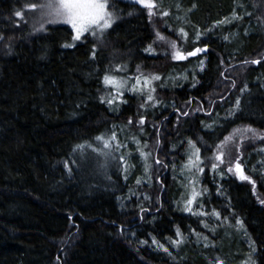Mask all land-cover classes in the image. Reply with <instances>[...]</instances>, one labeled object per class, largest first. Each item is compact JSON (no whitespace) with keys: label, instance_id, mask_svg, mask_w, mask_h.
Here are the masks:
<instances>
[{"label":"trees","instance_id":"obj_1","mask_svg":"<svg viewBox=\"0 0 264 264\" xmlns=\"http://www.w3.org/2000/svg\"><path fill=\"white\" fill-rule=\"evenodd\" d=\"M36 1L0 0V264H264V136L209 154L235 128L264 132V0H183L180 45L204 47L201 71L198 56L154 52L145 7L112 0L119 19L104 43L73 42L68 26L28 15ZM196 27L203 37L193 44ZM188 67L195 82L164 91L153 79L160 103L145 113L143 94L113 100L104 83L106 74L129 83ZM142 116L145 133L134 136L152 147L150 184L90 146ZM193 146L204 175L187 211L176 169ZM235 160L250 179L226 171Z\"/></svg>","mask_w":264,"mask_h":264},{"label":"rangeland","instance_id":"obj_2","mask_svg":"<svg viewBox=\"0 0 264 264\" xmlns=\"http://www.w3.org/2000/svg\"><path fill=\"white\" fill-rule=\"evenodd\" d=\"M126 2H130V3H134L139 5L140 7H143L141 4L137 3L136 0H124ZM155 4L157 5V7H155L153 9V15L149 16V12L148 9L146 8V12L148 14V20L152 25V28L154 30V37H155V42L153 44V50L156 54H165L166 57L168 56L171 60L177 62V61H182V60H186L190 57H195V56H200V54L203 52H199L194 56H188L187 53L188 52H192L194 51L196 48H201L204 49L203 46L201 45H197L194 46V49L191 51H183L182 47L184 48V45H180L181 42L184 43V41L186 40L187 36L189 35V22H188V17L186 15L182 16V13L184 11V1L183 0H154ZM47 3H52L55 4L56 0H37L36 3L32 4V5H36V7L33 8H29V12L28 15L29 16H36L39 19V22L41 23L42 26H47V25H52V24H64L66 26H68L72 33H73V37L75 36V32L72 29L70 24L64 23L61 20H56L53 16L48 15L49 9L47 8H41L40 5L43 4H47ZM107 3L109 5H111V7H109L107 10L112 12L114 14V20L113 23L111 24L110 27L104 29L103 31H100L99 29L95 30V34H93L92 31H88L82 34L81 38L79 40H73V42H78L80 40H82L85 36H91L94 40H99V43H104V41H102L101 39L103 38L104 34L110 29L112 28V26H114V24L116 23V21L119 19V14L116 11L115 5H112V0H107ZM144 8V7H143ZM186 10V9H185ZM164 13H167V15H164ZM235 12L232 13V15H234ZM230 15V14H229ZM169 17V20H165L166 17ZM178 21L179 25L177 26L176 29H174L172 27V24L174 23V21ZM224 19L219 20L223 21ZM219 22H214V24H220ZM183 30V31H181ZM159 33V35H157ZM186 33V35H185ZM199 34V35H198ZM72 37V39H73ZM203 37V32H201L200 28L196 27L194 28V35L193 38L190 40L191 43H198ZM161 40L163 41L162 44ZM173 43H175L176 47L173 48L172 45ZM165 45V46H164ZM163 50V51H162ZM176 51H180L186 58L182 59V60H176L173 59V54ZM164 52V53H163ZM193 64L196 65V70L197 71H201V69H203L204 67V59L200 58L196 59V61L194 60L192 62ZM195 67V66H193ZM194 68L192 67H188L185 72L184 71H174V74H170V75H166L165 77H161L159 78V82H157V87H159L161 90H166L168 87V83H173L174 85H179L185 81H187L188 79L192 80L193 82H195L194 80ZM112 77H115L118 81H122V82H126L124 84V87L122 89L123 94L128 90V91H136V94H143V100L141 101V104H139V108L138 110L143 113L151 110L153 108V106L157 105L158 103H160V101L158 100V97L160 96V90H158V88L154 87V83L152 76H150L149 74L145 75H139V76H134L129 80V83L127 80H124L118 76H116V74H109ZM145 79H149L151 80L150 85H145L144 81ZM137 80H139V83H137ZM107 88L110 91V99L113 100H118V101H122L121 96H119L115 90V88L112 85H106ZM135 89V90H134ZM152 89H154V91H152ZM126 90V91H125ZM148 95H151L153 97L152 100H148ZM117 106V105H116ZM168 108L167 105H163L160 106V110L161 109H166ZM209 115V114H208ZM207 115V116H208ZM142 117L136 119V120H132V119H128L127 123L131 125V128L129 127V125H116L114 128H112L110 130V132L106 135V138H104L103 140H98L96 142H93L90 146L93 148V150L99 155L101 156L104 160L107 161V163H112V162H116L118 160L121 161V169L123 171V173H127V171H132L133 170H137L138 173H140V178H142V181L150 184L151 183V178L149 177V175H144L145 173H147L150 169L153 168L154 164H157V162L152 161L151 157L149 159V155L151 153H153L152 151V147L149 145V143L145 144L144 142H142L138 137L134 136V133H139L140 136L142 134H144V130H145V125L148 124V121L144 120V123L141 124L140 120ZM132 121V123H129V121ZM179 120V119H177ZM239 129L240 131L237 132L236 130ZM246 129H250L247 127H239V128H235L233 129L229 135L227 137H231V139L226 140V138L217 143L213 149L210 150L209 154L212 155L215 152V150H227L231 147L228 146H232L235 147L237 149H239V147L244 148L246 145L248 146V144L250 142H258V140L262 139V137L264 136V132L261 131H246ZM262 136V137H261ZM114 137V138H113ZM156 137L159 138V140H161L162 145L160 147V149L163 147V137L164 134H160L157 135ZM105 143L108 144V147H105ZM228 147V148H227ZM196 147H192L191 149H189L187 151V159L186 161L179 165L177 167V176H178V183L179 185H181L182 187V196L186 195V200L187 203L184 202V205L186 206V208H191L194 204L193 201V195L195 193V188L196 186L199 184V178L201 176H203L204 171L201 172L200 169L203 168L202 165V159L200 162L197 163L196 166H192L189 163V159L190 157L192 158V160H195V155H196ZM199 155V154H198ZM201 158V157H200ZM215 158V157H214ZM86 160V163H94L95 160V156H89ZM104 160H102V162H100V166L102 168H105L106 165L104 163ZM85 163V164H86ZM237 160H235L232 165H228L225 167L226 171L228 173H231L232 175H237L236 170H235V165L237 164ZM223 165V164H222ZM232 167L233 171L229 172L228 168ZM159 170V168H157ZM159 177V173H157L154 178L156 180H158ZM153 178V177H152ZM192 200L193 204L191 203L190 205L188 204V201ZM246 247L248 249H250V244L247 242L246 243ZM246 260V259H245ZM245 263L249 264V261H245Z\"/></svg>","mask_w":264,"mask_h":264},{"label":"snow or ice","instance_id":"obj_3","mask_svg":"<svg viewBox=\"0 0 264 264\" xmlns=\"http://www.w3.org/2000/svg\"><path fill=\"white\" fill-rule=\"evenodd\" d=\"M136 2L148 9L149 16L154 14L153 9L157 7L154 0H136ZM28 7L34 9L36 5H29ZM40 7L49 9L48 15L53 16L56 20H61L64 23L70 24L75 32V36L73 37V40H79L82 34L88 31H92L93 34H95V30L97 29L103 31L104 29L110 27L114 20V14L107 10L109 7H111V5L107 3V0H56L55 4L47 3L40 5ZM15 15L20 17L22 16V13L20 11H17ZM164 15H167V13H164ZM157 35H159V33ZM71 46L72 45H65V47H71ZM172 47L173 48L176 47L175 43H173ZM202 51H204V49L196 48L194 51L188 52L187 55L194 56ZM185 58L186 57L180 51H176L173 54V59L182 60ZM254 62L258 63V61H254ZM159 78H160L159 76H154L151 79H159ZM104 83L105 85H112L119 96L123 95L122 89L126 82L118 81L115 77L106 74L104 77ZM137 83H139V80H137ZM144 83L145 85H150L151 80L145 79ZM152 91H154V89H152ZM101 99L103 100V97ZM152 99L153 97L151 95H148V100H152ZM107 102L111 104L113 103V100H108ZM182 114L187 115V113H182ZM129 123H132V121L130 120ZM140 123L141 124L144 123L143 118H141ZM236 131L239 132L240 130L237 129ZM246 131H253V130L246 129ZM97 139H102V138L97 137ZM228 139H231V137H226V140ZM189 144H192V142L189 141ZM105 147H108L107 143H105ZM198 153H199V149H196L195 160L193 161L191 157L189 159V163L192 166H196L197 163L199 162ZM222 156L223 154L216 157V159L219 160L220 163H224ZM217 167L218 165L215 163L212 165L213 170H215ZM235 170L239 175L240 179L242 180L250 179L248 176L244 175L239 163L235 165ZM200 171L203 172V168H201ZM228 171L232 172L233 171L232 167H229ZM137 183H139V181H137ZM195 195L196 194L194 193L193 199L195 198ZM191 203L192 200H189L188 204L190 205ZM186 210L191 211V208H186ZM217 215L219 214L217 213ZM177 235H180L179 229H177ZM177 243L179 242L177 241ZM165 251H167V249H165ZM217 264H222V262H217Z\"/></svg>","mask_w":264,"mask_h":264}]
</instances>
